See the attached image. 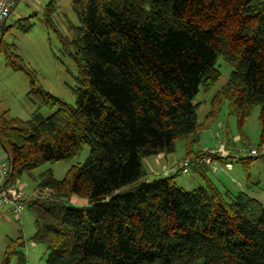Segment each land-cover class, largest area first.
Instances as JSON below:
<instances>
[{
	"label": "trees",
	"instance_id": "obj_1",
	"mask_svg": "<svg viewBox=\"0 0 264 264\" xmlns=\"http://www.w3.org/2000/svg\"><path fill=\"white\" fill-rule=\"evenodd\" d=\"M53 5L45 15L51 26ZM73 10L80 26L70 27L71 38L53 28L78 66L74 106L40 85L3 43L5 23L0 28L7 67L29 78L27 101L55 110L28 120L0 113V147L12 166L5 187L90 148L62 180L41 174L37 196L25 202L45 264H264V205L218 186L193 151L201 129L194 101L220 80V58L232 73L207 122L227 104L243 140L260 108L264 146V0H73ZM178 141L204 187L183 191L179 171L147 180L144 161L173 154ZM256 160L242 159L244 170ZM74 197L87 206L68 207ZM24 246L10 241L2 264L13 256L24 264Z\"/></svg>",
	"mask_w": 264,
	"mask_h": 264
},
{
	"label": "rangeland",
	"instance_id": "obj_2",
	"mask_svg": "<svg viewBox=\"0 0 264 264\" xmlns=\"http://www.w3.org/2000/svg\"><path fill=\"white\" fill-rule=\"evenodd\" d=\"M52 1L21 0L5 22V30L1 34L2 41L8 46L10 52L20 55L25 64L37 73L40 85L48 93L74 106L76 99L74 90L79 86L80 78L78 66L70 56L63 53V47L54 32V28L64 36L71 38L70 27H79L80 22L73 10V0H54V12L51 17L53 26L49 25L45 15L48 4ZM217 69L220 72V80L208 91L201 88L194 101V104L199 106L198 121L201 129L199 133L200 141L193 146V151L201 154L208 150H216L226 143L227 139L229 144L227 149L234 157L232 161L240 169L242 178H239L242 179L241 182L244 187L247 186L245 177L249 174V189H245V192L264 205V150L263 147L260 148L259 146L261 132L258 118L260 108H255L246 121L243 129L245 139L243 140L240 137L237 119L229 114L227 104L222 105L218 119L208 124L206 117L212 109L213 98L228 83L232 73V67L222 58L217 62ZM28 91V76L7 67L5 55L0 54V112L8 110L11 116L18 117L21 120H28L35 110L45 118L50 117L55 110L46 106L29 104L26 101ZM252 149H256L259 154L249 171H245L241 167V160L248 157L256 158L247 154V151ZM185 153V143L178 141L176 150L171 154L169 162L185 156ZM89 156L90 148L87 146L78 156L68 161L47 163L40 166L34 171L33 176H23L19 181V185L24 189L27 197L37 196L36 190H38L41 174L52 172L53 177L60 181L72 166L84 164ZM215 173L216 171L213 169L205 171V174L211 178L215 176ZM158 177L162 178L163 176L161 174ZM150 179V181H154L156 178ZM175 182L177 187L186 192L205 186L194 164L189 166L188 174L183 175L179 172ZM233 192L237 193L238 191L233 190ZM67 206L85 207L87 206V200L74 197L67 203ZM21 218V222L10 219L12 222L10 227L11 230L14 227L15 233L17 229L23 232L25 246L21 251L24 255V264H45L47 250L43 245H37L32 240L35 234V222L26 207ZM7 226H4V228ZM1 230L0 228V233ZM2 249L0 244V253ZM2 262L3 260L0 257V264ZM10 264H19L18 256H13Z\"/></svg>",
	"mask_w": 264,
	"mask_h": 264
},
{
	"label": "crops",
	"instance_id": "obj_3",
	"mask_svg": "<svg viewBox=\"0 0 264 264\" xmlns=\"http://www.w3.org/2000/svg\"><path fill=\"white\" fill-rule=\"evenodd\" d=\"M20 2H21V0L19 1L18 5L20 4ZM28 92H27V94H28ZM27 94H26V96H27ZM26 101H27V99H26ZM28 103L31 104L30 102H28ZM31 105H34V104H31ZM35 106H38V105H35ZM6 111H8V110H6ZM35 111H33L32 114ZM3 112H5V111H3ZM3 112H0V113H3ZM9 115H10V113H9ZM11 117H13V116H11ZM13 118H18V117H13ZM227 142L228 141L226 139V143L221 145V148L223 150H225L226 152H228L230 155L227 159H220V158L214 157L209 161V163L203 164L201 162V158H202L201 157L199 160V163L201 165H205V166L209 167L210 169H213L214 171H216V173L214 174L215 176L212 179L215 181V183L218 186L225 188V189H228L232 192H233V190H236L238 192H240V191L245 192V189H249L248 184H249L250 178L245 177V174H244V177L246 178V184H247V186L244 187V185L241 182L242 179L239 178V177L242 178V174L240 172V169L238 168V165H236V163L234 164V162L232 161L234 157H232L230 150L227 149V147H226ZM263 150H264V146H263ZM170 157H171V155H162L161 154V155L152 156L150 158H147L144 161V166L147 165V167H145V168H146L147 173H148V178H147L148 181L151 180L150 178L158 179L159 178L158 176H161V174L163 177H165V176H169L171 173H174L175 171H179L178 166L182 162V160L184 159V156L177 158V159L173 160L172 162H169ZM6 158H7V154L0 147V162L4 161ZM241 165H242V163H241ZM239 166H240V164H239ZM241 167H243V166H241ZM177 168H178V170H177ZM18 184H20V183H18ZM20 188H22V187L20 186ZM31 198H33V196L28 197V199H31ZM24 210H25V208H24ZM22 215H23V213H22ZM22 215H21V217H22ZM21 217L18 218L13 213V209H12V206L10 204H6L5 206H3L0 209V228L2 229L1 230L2 232L0 233V244L2 245V248H3L1 251L2 255L0 253V257L2 258V260L4 259L6 249H7V246L9 245L10 241H12V240L15 241L19 238L23 239L22 230L17 229L16 233H15L14 227H12V230L10 227V225L12 224L10 219L21 222V220H22ZM33 218H34V216H33ZM6 225H8V226L6 228H4V226H6Z\"/></svg>",
	"mask_w": 264,
	"mask_h": 264
},
{
	"label": "built area",
	"instance_id": "obj_4",
	"mask_svg": "<svg viewBox=\"0 0 264 264\" xmlns=\"http://www.w3.org/2000/svg\"><path fill=\"white\" fill-rule=\"evenodd\" d=\"M20 0H0V28L8 20L12 12L17 7ZM248 155L257 157L259 152L256 149L247 151ZM229 153L223 150L221 147L218 149L208 150L201 154V162L203 164L209 163L214 158L227 159ZM190 163L188 160L182 161L179 164V172L186 175L189 173ZM11 175V163L8 160L0 162V209L6 204H10L13 209V213L20 218L23 211L25 202L28 200L26 192L20 188L19 182L15 185L5 187L6 181Z\"/></svg>",
	"mask_w": 264,
	"mask_h": 264
},
{
	"label": "water",
	"instance_id": "obj_5",
	"mask_svg": "<svg viewBox=\"0 0 264 264\" xmlns=\"http://www.w3.org/2000/svg\"><path fill=\"white\" fill-rule=\"evenodd\" d=\"M11 172H12V166H11Z\"/></svg>",
	"mask_w": 264,
	"mask_h": 264
}]
</instances>
